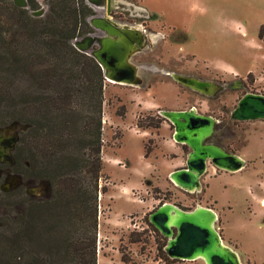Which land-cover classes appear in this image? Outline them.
Returning a JSON list of instances; mask_svg holds the SVG:
<instances>
[{"label":"rangeland","instance_id":"374dc122","mask_svg":"<svg viewBox=\"0 0 264 264\" xmlns=\"http://www.w3.org/2000/svg\"><path fill=\"white\" fill-rule=\"evenodd\" d=\"M38 1L37 11L44 10L45 14L50 11L48 4H57L56 0ZM94 10L95 16H107L106 9ZM16 13L10 5L0 4V30L5 32V39L7 32L14 29ZM110 17L122 25L141 24L153 34L149 46L134 57L143 84L105 82L103 168L98 189L83 168L90 159L89 150L84 149L87 142L67 137L62 142L54 139L38 142L36 146L21 142L17 147L18 170H24L27 164L30 167L27 178L31 180L37 179L44 158L51 172L64 156L76 158L78 174L83 169L86 208L81 204L70 207L71 204L63 201L57 203L53 214L49 215L54 230L57 228L50 235L51 245H66L67 248L61 249L66 259L57 264H76L72 259L79 253L84 258L80 264L90 263L94 238L97 239V264H125L120 251L130 258V264H205L203 260L170 263L159 256L162 240L146 220L165 203L178 204L186 211H193L197 206L218 210L221 217L216 228L224 243L230 246L232 239L243 264H264V120L238 122L230 119L247 93L264 95V42L259 38L264 26V0H113ZM43 36L47 41L49 36ZM77 39L72 40L73 46ZM36 52L39 56L37 72L50 67L56 69L58 63L49 56L51 52L47 46L40 45ZM3 54L0 43V58ZM71 54L61 44L58 76L63 81V77L76 79L80 75L77 61ZM169 74L212 81L221 86V91L208 98L180 86ZM56 93L55 88H50L48 79L41 83L31 74L10 75L8 67L0 64V126L28 115L25 102ZM92 96L95 98V91ZM92 101L79 112L97 116L96 103ZM16 102H20L19 105ZM191 108L216 118L219 142L247 162L246 168L236 173L219 170L209 163L202 189L195 193L185 192L170 181L171 170L186 168L190 153L189 148L174 141V126L163 120L159 129L138 127L141 116L154 117L160 116L163 110ZM123 111L125 117L120 116ZM71 131L66 130V135ZM146 144L152 150L149 158H145ZM17 174L0 165V192L6 178ZM157 189L160 193L155 192ZM23 193L30 197L27 188L23 187ZM26 204L27 198L21 193L8 197L0 194V232L7 230L3 224ZM80 216L82 224L78 223ZM132 233L140 237V243L130 242ZM69 238L75 240L73 247H67Z\"/></svg>","mask_w":264,"mask_h":264},{"label":"trees","instance_id":"16d2710c","mask_svg":"<svg viewBox=\"0 0 264 264\" xmlns=\"http://www.w3.org/2000/svg\"><path fill=\"white\" fill-rule=\"evenodd\" d=\"M56 1L57 4H54L55 2L48 4L50 5L49 13L42 17H34L32 12L37 11L40 6L38 0H28V9L19 8L10 0H0V4L10 5L17 12L15 14L16 21L13 25L14 29L7 32V39L4 37L5 32L0 30V43L3 45L4 51L0 58V64L8 67L10 75L31 74L36 76L38 82L41 83H45V80L48 79L50 88H55L57 92L55 96H44L31 102H25V106L30 113L24 117H16L11 123L16 122L25 127L20 130L17 147L21 142L23 145L33 144V146H36L38 142L39 144L41 142H52L54 139L62 142L67 137L69 140L74 138L78 142H87L84 149L89 150L88 156L90 159L83 168L87 169L89 175V178H87L93 180L97 190L103 168L101 157L102 112L106 80L104 71L95 58L78 51L71 44L72 40L78 37L83 39L95 32L88 21L89 18L95 16V10L86 0ZM44 28H47V30L45 31ZM43 35L49 36L47 41L44 40ZM259 38L264 42V26L261 28ZM61 44L69 52L71 51V56L77 61L76 68H79L80 75L76 79L63 77L65 79L63 81L58 76ZM40 45L49 48L51 52L49 56L51 59H56V64L58 63L57 66L55 65L56 69L50 67L48 70L46 68L45 71H36V63L39 58L36 51L40 48ZM29 48H32L30 53H25ZM50 57L48 60H50ZM93 91H95V98L92 96ZM92 100L96 103L97 116H85L82 112H79V109L87 103L90 105L93 102ZM19 103L16 102L18 105ZM125 115V111L120 114L121 117H125ZM163 120L165 119L160 116H141L138 119V127L141 129H159ZM68 129L72 130L69 136L66 135ZM211 141L230 151L228 147L219 142L217 136ZM17 147L14 151L15 165L11 168L8 165L2 166L10 168L22 177L23 175L27 177V172L30 169L27 164L23 167L24 170H18ZM183 147L188 148L187 146ZM151 153V148L146 144L145 158H149ZM44 160V166L40 165L38 174L34 177L46 179L52 185L58 186L54 194L48 196L47 199L51 201H47L46 205L40 206V203L36 202L35 199L27 197L23 193V185L10 193L0 192L4 197L21 193L24 198H27L26 207L23 210H16L15 217L9 222H5V225L3 224L7 230L0 232V264H57L64 262L63 259L67 257L64 252H61V249L66 248V245L56 244V247L51 245L50 235L57 228L54 230L49 215L53 214V207L63 201L67 205L70 203L72 207L81 204L86 208L88 201L85 198V188L83 186L84 172L83 169H80L82 170L80 174L77 173L78 165L75 157L64 156L58 160L54 172H51L50 165H47V158H44ZM155 192L160 193V190L157 189ZM175 205L179 206L178 204ZM146 221L154 234L162 240L158 248L159 256L165 262H183L169 258L164 250L167 238L149 222V216ZM135 236L134 233L130 235V242L140 243V237ZM70 246L68 244L67 247ZM92 248L94 251L88 264H97L96 245ZM54 250L59 252L55 253ZM120 252L122 262L130 264V258L123 251ZM72 260L76 264H80L84 261V258L79 253Z\"/></svg>","mask_w":264,"mask_h":264},{"label":"water","instance_id":"95a60500","mask_svg":"<svg viewBox=\"0 0 264 264\" xmlns=\"http://www.w3.org/2000/svg\"><path fill=\"white\" fill-rule=\"evenodd\" d=\"M10 1L19 8H29L28 0ZM86 2L93 8L106 9L107 16L90 18L89 23L95 32L76 40L74 46L78 51L95 58L104 71L106 81L141 86L143 79L139 76L140 67L132 60L149 46L152 35L146 34L139 26L122 25L114 21L110 17L113 0ZM44 14V10L32 12L34 17ZM169 75L180 86L208 98L215 97L221 91V86L212 81ZM159 114L174 126V141L190 149L186 168L170 174V181L179 189L188 193L201 191L202 179L209 163L230 173L246 168L247 162L243 158L211 141L217 135L219 121L216 118L201 114L195 108L163 110ZM230 119L238 122L264 120V95L247 93L238 102ZM24 128L16 122L0 127V165L10 168L15 165L18 132ZM22 185V176H8L1 190L10 193ZM218 220V214L213 209L197 206L193 211H186L172 203H165L149 214V222L167 238L164 250L169 258L187 262L203 260L205 264H243L240 255L224 243L216 228Z\"/></svg>","mask_w":264,"mask_h":264},{"label":"flooded vegetation","instance_id":"af4514ba","mask_svg":"<svg viewBox=\"0 0 264 264\" xmlns=\"http://www.w3.org/2000/svg\"><path fill=\"white\" fill-rule=\"evenodd\" d=\"M133 63L134 62V58L132 60ZM6 126V125H5ZM3 127V126H0ZM19 136H20V131L18 132ZM19 140V137H18ZM17 147V145H16ZM23 187L27 188V193L28 195L35 199L36 202L40 203V206H44L46 205L47 201H51L48 200V196L53 195L54 192L56 191L58 186L52 185V183L46 179H40L37 178L36 180H31L30 178H27L26 176L23 175ZM32 188V189H31ZM70 205V203H69ZM70 207H72V205H70ZM78 219V223L82 224V220L83 217H79ZM71 228V227H70ZM69 242V244L71 245V247H73V242H75L74 239H68L67 240ZM92 245H97V239L94 238ZM242 259V258H241ZM249 264V263H248Z\"/></svg>","mask_w":264,"mask_h":264},{"label":"crops","instance_id":"0c3cea01","mask_svg":"<svg viewBox=\"0 0 264 264\" xmlns=\"http://www.w3.org/2000/svg\"><path fill=\"white\" fill-rule=\"evenodd\" d=\"M240 156V155H239ZM241 157V156H240ZM242 158V157H241ZM175 169L173 168L171 171H174ZM171 171H170V173H171ZM207 171H208V169H207ZM202 181H203V179H202ZM217 214H218V217L220 218L221 217V214H220V212L218 211V210H216L215 211ZM230 239V238H229ZM230 241L232 242V245H230V246H233V248L236 250V252L240 255V257L242 258V256H241V253H240V251H239V249H238V247L236 248V247H234V246H236V244L234 243L233 244V241H232V239H230ZM98 245H99V241H98ZM98 253H99V249H98Z\"/></svg>","mask_w":264,"mask_h":264},{"label":"built area","instance_id":"2783aa9c","mask_svg":"<svg viewBox=\"0 0 264 264\" xmlns=\"http://www.w3.org/2000/svg\"><path fill=\"white\" fill-rule=\"evenodd\" d=\"M139 27H141L142 28V30L146 33V34H150V35H152L153 33L151 32V31H149V30H147L146 29V27L145 26H143V25H138Z\"/></svg>","mask_w":264,"mask_h":264},{"label":"bare ground","instance_id":"6f19581e","mask_svg":"<svg viewBox=\"0 0 264 264\" xmlns=\"http://www.w3.org/2000/svg\"><path fill=\"white\" fill-rule=\"evenodd\" d=\"M263 204H264V200H263Z\"/></svg>","mask_w":264,"mask_h":264}]
</instances>
